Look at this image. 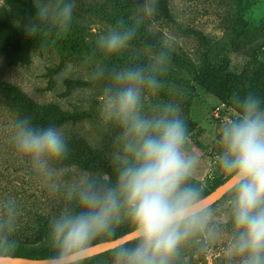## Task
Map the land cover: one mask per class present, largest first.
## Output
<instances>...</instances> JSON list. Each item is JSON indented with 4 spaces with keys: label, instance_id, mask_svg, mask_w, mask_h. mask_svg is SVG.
Listing matches in <instances>:
<instances>
[{
    "label": "clouds",
    "instance_id": "9594fccd",
    "mask_svg": "<svg viewBox=\"0 0 264 264\" xmlns=\"http://www.w3.org/2000/svg\"><path fill=\"white\" fill-rule=\"evenodd\" d=\"M34 6L28 34L67 32L75 0H34ZM142 8L153 13L155 0ZM133 37L134 29L114 27L99 35L96 45L104 53H119ZM167 63L161 50L148 64L95 69V77L106 81L100 116L118 129L111 178L88 170L64 172L58 167L68 154L63 130L36 126L29 116L13 121V147L64 201L49 225L52 264H87L94 242L116 237L124 225L132 240L111 251V264H180L186 247L203 251L223 238L224 225L213 208L202 205L203 189L192 181L199 158L186 151L179 104L161 101L146 108V94L157 95L164 86ZM233 103L237 113L219 129L216 156L217 170L233 186L227 264H264V98L249 92ZM19 217L14 197L0 199V260L17 250Z\"/></svg>",
    "mask_w": 264,
    "mask_h": 264
},
{
    "label": "rangeland",
    "instance_id": "374dc122",
    "mask_svg": "<svg viewBox=\"0 0 264 264\" xmlns=\"http://www.w3.org/2000/svg\"><path fill=\"white\" fill-rule=\"evenodd\" d=\"M119 1L124 6L116 0H75L73 19L65 33H27V19L36 12L34 0L33 9L10 10L16 41L30 55V62L17 65L0 57V199L14 197L20 208L16 252L51 244L50 220L64 207V201L43 184L29 161L13 147L11 126L19 112L6 96L5 84L19 88L36 103L56 104L78 115L59 126L67 139L68 154L58 167L68 174L88 170L111 178L118 129L100 116L106 81L95 77V69L148 64L164 50L168 60L161 76L164 86L157 95L146 94V108L161 101L179 104L187 126L186 151L199 158L192 179L203 190L227 178L216 168L219 129L236 115V96L259 95L255 75L264 61V0H155L151 14L142 8L151 0ZM114 27L132 28L134 37L127 49L104 53L96 40ZM257 31L260 37L248 53L235 49L246 35ZM66 79L85 83L65 93ZM211 87L221 90L223 98ZM228 198L210 206L214 218L224 225L223 238L203 251L196 245L186 247L180 264H227ZM42 222L46 235L34 244ZM89 264H111V257Z\"/></svg>",
    "mask_w": 264,
    "mask_h": 264
},
{
    "label": "trees",
    "instance_id": "16d2710c",
    "mask_svg": "<svg viewBox=\"0 0 264 264\" xmlns=\"http://www.w3.org/2000/svg\"><path fill=\"white\" fill-rule=\"evenodd\" d=\"M118 4L124 6L119 0H116ZM164 1V0H163ZM17 8H31L33 9L32 0H3V3L0 5V57H3L7 60L9 64L17 65L19 63H28L30 62V55L27 49L22 48L18 42L16 41L17 28L16 25L12 22L10 10ZM26 16L24 13L23 17ZM22 17V18H23ZM124 18H126V13L124 12ZM30 21V18L27 19ZM261 32L257 31L253 34L246 35L240 43L237 44L236 50L242 53H248L254 44L260 37ZM257 88L259 90V96L264 98V61L261 63L260 67L256 71L255 75ZM66 91L65 93H69L74 87L84 84L85 81L77 79L71 80L66 79ZM6 96L8 99L17 107L18 109V118H22L24 116L31 117V122L39 127H47L50 125L61 126L66 121L71 118H77V114L69 113L63 111L56 104H39L34 102L28 95L22 92L19 88L14 86H10L5 84L4 86ZM210 89L215 90V93L220 98H223V93L221 90L217 91L216 88L211 87ZM193 182L194 179H192ZM223 180L217 182L212 185L210 188L203 190V196L215 188L218 184H220ZM232 191V190H231ZM228 192L224 197H228L230 195ZM223 197V198H224ZM46 225L42 222V227L37 233L36 239L33 240V243H40L43 241V237L46 235ZM130 231L126 225L121 226L117 231V236H120L126 232ZM114 237V238H116ZM113 239V238H111ZM109 240L105 238H99L96 242ZM115 249V248H114ZM111 250L105 251L98 255L90 257L87 264L90 262L103 257H111ZM54 254V249L52 248V244L42 247L37 246L32 250H26L21 252H15L13 255H22L28 257H52Z\"/></svg>",
    "mask_w": 264,
    "mask_h": 264
},
{
    "label": "water",
    "instance_id": "95a60500",
    "mask_svg": "<svg viewBox=\"0 0 264 264\" xmlns=\"http://www.w3.org/2000/svg\"><path fill=\"white\" fill-rule=\"evenodd\" d=\"M232 182L227 177L215 188L204 195L202 200V205L205 207H210L220 199H222L228 192L232 190ZM132 240V234L130 231L109 240H103L94 243V246L89 249V257L98 255L105 251L119 247L125 242ZM0 264H52L51 257H28L22 255H12L11 258L7 260H0Z\"/></svg>",
    "mask_w": 264,
    "mask_h": 264
}]
</instances>
